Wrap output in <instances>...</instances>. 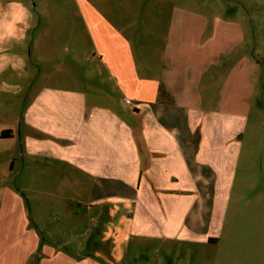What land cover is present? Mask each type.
Listing matches in <instances>:
<instances>
[{"label": "crops", "instance_id": "obj_1", "mask_svg": "<svg viewBox=\"0 0 264 264\" xmlns=\"http://www.w3.org/2000/svg\"><path fill=\"white\" fill-rule=\"evenodd\" d=\"M33 1L0 0V264H120L143 244L158 256L142 264H164L181 245L212 250L222 236L207 228L242 143L238 134L230 140L229 119L245 121L254 90L251 62L234 53L243 43L240 23L211 25L203 12L172 4L150 22L156 31L120 28L95 1L77 0L98 74L51 84L52 74L37 69L52 61L33 49L51 50L45 44L53 29L35 25L46 12ZM158 31L166 36L154 41ZM233 53L232 68L223 70ZM71 57L64 64L78 68L81 60ZM21 155L73 165L78 189L88 181V194L76 201L93 217L73 232L85 241L52 243L36 219L22 215L8 179L19 175Z\"/></svg>", "mask_w": 264, "mask_h": 264}, {"label": "rangeland", "instance_id": "obj_2", "mask_svg": "<svg viewBox=\"0 0 264 264\" xmlns=\"http://www.w3.org/2000/svg\"><path fill=\"white\" fill-rule=\"evenodd\" d=\"M31 2V0H26ZM95 1L98 8L114 20L120 28L130 25H138L142 31L147 30L150 22L163 16L162 12L171 10L172 4L190 6L197 12H203L212 19L211 25L220 19L235 20L242 28V45L238 46L234 53L240 55L243 52L246 59L251 62L250 78L254 86L252 95L246 100L249 103V111L245 121L241 118L230 117L229 135H237V141H241L238 160L232 172V181L229 190L223 194L221 210L216 207L212 211V220L207 232L222 236L220 243L212 250H198L187 245H181L178 254L170 252L164 258V264H264V0H86ZM37 9L44 10L38 14L36 23L49 26L53 29L47 36L45 45H50L51 50L33 49L37 54L43 51L47 55L46 67L38 70L51 73V84H69L65 76H84L98 74L97 63L91 68L92 50L91 40L85 28V23L79 18L77 0H35ZM85 2V0H84ZM30 6L29 4H27ZM118 5L120 11L118 10ZM34 9V7H31ZM157 17V18H156ZM231 25V21H227ZM130 24V25H129ZM82 25L84 27H82ZM153 23L150 26H156ZM63 33L62 29L67 32ZM139 34L137 37H143ZM156 38L164 39L166 33H156ZM153 36V37H154ZM75 43V44H74ZM78 44L77 53L74 46ZM68 45L69 50L64 47ZM232 55L227 56V64L224 61L223 70H229ZM79 57L81 62L74 68H68L65 63L72 62V55ZM89 54L87 57L86 55ZM81 63V65H80ZM77 72V73H76ZM216 69L211 73H215ZM101 81L105 73L100 74ZM89 88V85H86ZM235 139V138H234ZM235 141V140H233ZM28 155V154H26ZM18 176H12L9 184L16 188L24 207V214L28 219H36L40 223L44 236L53 241H61L66 238L85 241L88 236L74 237V231H80L86 227L93 212L87 214L86 204H77L76 198H84L88 194L89 185L85 180L87 190L78 189L73 182L77 172L73 165L56 161L45 155L26 156L21 155L15 162V171ZM35 173V175H34ZM7 180V179H6ZM51 180V181H50ZM61 182V183H60ZM50 184V185H49ZM20 188V190H19ZM19 190V191H18ZM75 200V201H73ZM83 202V201H82ZM216 202L213 204L215 205ZM80 210L81 215L76 216L75 211ZM84 212V215L82 214ZM72 221H75L72 224ZM89 235V234H88ZM79 241L69 244V249L75 251ZM146 249L138 254H130L127 261L120 264H142L146 260H154L157 254H151L147 244ZM149 246V245H148ZM146 247V248H145Z\"/></svg>", "mask_w": 264, "mask_h": 264}, {"label": "clouds", "instance_id": "obj_3", "mask_svg": "<svg viewBox=\"0 0 264 264\" xmlns=\"http://www.w3.org/2000/svg\"><path fill=\"white\" fill-rule=\"evenodd\" d=\"M10 7H22L21 5H16V4H14V5H10ZM25 12H26V10H25ZM19 17H17V19H18Z\"/></svg>", "mask_w": 264, "mask_h": 264}]
</instances>
